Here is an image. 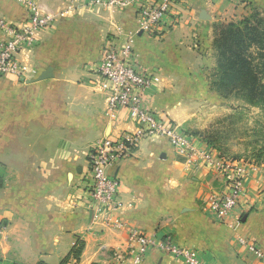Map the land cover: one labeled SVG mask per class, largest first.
Here are the masks:
<instances>
[{"label":"crops","instance_id":"crops-1","mask_svg":"<svg viewBox=\"0 0 264 264\" xmlns=\"http://www.w3.org/2000/svg\"><path fill=\"white\" fill-rule=\"evenodd\" d=\"M30 3L54 22L17 55L26 77H0V220L7 224L0 264H59L77 239L83 244L77 264H133L132 229L172 235L197 248L207 264H264L235 245L234 231L206 211L209 192L224 189L220 178L189 169L163 138L142 139L131 156L109 168L120 182L111 221L104 215L92 219L88 209L91 147L134 130L125 110L106 115L94 70L104 41L132 37L137 63L152 81L143 104L190 131L198 111L221 105L210 86L212 41L215 25L229 14V0H175L177 24L162 32L140 30L134 8H76L72 0H0V20L23 23ZM5 37L0 29V39ZM242 200L238 230L264 250L263 166L250 170ZM140 264L181 263L152 252Z\"/></svg>","mask_w":264,"mask_h":264},{"label":"built area","instance_id":"built-area-1","mask_svg":"<svg viewBox=\"0 0 264 264\" xmlns=\"http://www.w3.org/2000/svg\"><path fill=\"white\" fill-rule=\"evenodd\" d=\"M72 2L76 8H105L116 11L134 8L139 29L149 33L169 30L177 24L173 13L175 0ZM28 11L29 15L23 23L13 24L0 20V29L6 35L4 39H0V77H26V66L18 60L17 55L23 50L31 49L35 45L37 33L54 22L53 17L41 11L34 3H30ZM94 70L101 78V88L106 95V115L114 118L118 110H125L128 121L134 124V130H126L117 137L98 140L87 155L90 179L88 209L92 219L104 215L111 221V215L119 208L120 182L116 175L109 173V168L131 156L142 139L163 138L178 155L186 159L189 169H205L220 178L224 189L209 192L206 197V211L217 223L234 231L235 245L255 260H264L262 247L238 230L245 214L242 209L245 180L250 170L257 166L210 148L204 141L191 135L186 128L143 104L144 93L152 81L151 76L137 63L132 37L123 41L116 36L107 38ZM112 225L122 227L118 221H112ZM6 226V222L0 220V238ZM128 242V253L133 264H140L152 252L165 255L181 264H207L197 248L179 244L169 234L158 236L132 229L128 231Z\"/></svg>","mask_w":264,"mask_h":264},{"label":"trees","instance_id":"trees-1","mask_svg":"<svg viewBox=\"0 0 264 264\" xmlns=\"http://www.w3.org/2000/svg\"><path fill=\"white\" fill-rule=\"evenodd\" d=\"M212 49L215 66L210 75L211 89L221 97L235 95L247 104L264 107V16L254 8L249 16L219 26ZM190 134L196 135L193 132ZM204 142L219 151L210 142ZM3 185L4 177L0 173V189ZM82 249L83 244L77 239L59 264H68L70 259L77 264ZM36 264L46 263L38 261Z\"/></svg>","mask_w":264,"mask_h":264},{"label":"rangeland","instance_id":"rangeland-1","mask_svg":"<svg viewBox=\"0 0 264 264\" xmlns=\"http://www.w3.org/2000/svg\"><path fill=\"white\" fill-rule=\"evenodd\" d=\"M254 8L264 16V0H229V14L217 22L213 38L219 26L249 16ZM219 97L220 106L197 112V118L189 124L190 132L222 154L264 167V107L247 104L235 95Z\"/></svg>","mask_w":264,"mask_h":264},{"label":"water","instance_id":"water-1","mask_svg":"<svg viewBox=\"0 0 264 264\" xmlns=\"http://www.w3.org/2000/svg\"><path fill=\"white\" fill-rule=\"evenodd\" d=\"M48 77V75L44 74L42 77H40V79L46 78Z\"/></svg>","mask_w":264,"mask_h":264},{"label":"clouds","instance_id":"clouds-1","mask_svg":"<svg viewBox=\"0 0 264 264\" xmlns=\"http://www.w3.org/2000/svg\"><path fill=\"white\" fill-rule=\"evenodd\" d=\"M172 183H175V181H172Z\"/></svg>","mask_w":264,"mask_h":264}]
</instances>
